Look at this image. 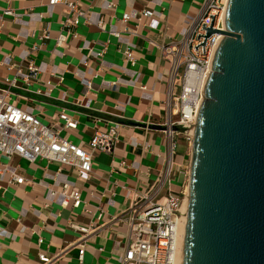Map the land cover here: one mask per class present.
<instances>
[{"label": "crops", "instance_id": "obj_1", "mask_svg": "<svg viewBox=\"0 0 264 264\" xmlns=\"http://www.w3.org/2000/svg\"><path fill=\"white\" fill-rule=\"evenodd\" d=\"M78 1L91 8L93 21L106 17L108 30L120 31L121 37L103 33L94 25H80L78 38L59 49L54 38L64 18L62 5L49 6V0H0V81L34 61L42 82L28 86L19 80L12 89L17 106L45 124L67 110L79 123L77 129L64 130L61 136L81 146L89 144L97 128L106 129L108 122L115 121L119 142L113 154H97L93 173L83 178L68 168L58 173V166L46 161L31 164L0 156V167L17 168L26 180L23 185H8L9 173L0 174V234L6 231L0 235V264H40V253L58 255L54 264H80L81 234L70 228L72 222L93 229L100 226L87 237L82 264H120L126 229L108 221L127 212L142 193L161 187L160 197L166 198L189 183L190 171L182 169L184 157L191 153L185 141L178 139L177 152L182 154L171 175L164 178L162 157L167 146L162 131L129 123H163L170 63L160 47L181 39L207 0ZM109 3L114 4L113 10ZM6 9H12L15 16L3 15ZM145 10L153 16L138 25ZM125 13L131 16L128 23L121 20ZM47 26L53 38L42 44L39 36ZM108 41L106 53L99 56ZM127 47L134 51L135 65L125 60ZM58 77L64 78L62 85L50 89L44 85L48 80L57 85ZM85 79L92 81L89 91L81 83ZM66 184L81 192L83 203L78 209L72 204L63 207L64 198L53 194ZM101 210L105 220L99 222Z\"/></svg>", "mask_w": 264, "mask_h": 264}, {"label": "built area", "instance_id": "obj_2", "mask_svg": "<svg viewBox=\"0 0 264 264\" xmlns=\"http://www.w3.org/2000/svg\"><path fill=\"white\" fill-rule=\"evenodd\" d=\"M178 1L185 2V0ZM229 1L207 0L194 22L190 23L184 35L181 36L182 38L160 47L163 58L170 63L166 97L162 107L165 117L160 124L164 128L162 133L167 146V151L162 157L166 168L164 178L171 175L175 166V156L179 148L178 139L183 138L192 149L197 115L205 99L206 82L212 73L217 49L223 40V35L213 34L206 40L205 53H203V46L199 45L204 42L205 37L198 39V35L206 36L205 29L211 27L213 19L211 16H215L212 28L219 31L225 30ZM56 5L64 7L61 30L54 38L55 45L59 49L67 47L70 40L78 38L76 28L80 25H94L103 33L108 31L113 37H121L120 31L108 30L106 17L93 21L91 8L84 6L78 0H49V6ZM114 7V4L109 3V9L113 10ZM3 15L15 16V13L12 9H6ZM152 16L151 12L143 11L137 19L138 25ZM121 20L123 23H128L131 16L125 13ZM204 24L205 29H203ZM52 38L53 34L47 26L39 36V41L43 44ZM108 45L109 41L104 44L102 51L98 53L99 56H104ZM197 46H199L198 50L195 49ZM123 54L127 62L136 64V57L131 47H127ZM41 78L39 67L30 60L25 69L20 67L15 76L5 77L0 81L2 85L0 87V156L8 160L20 158L31 164L46 161L57 165L58 173L68 168L78 177L90 176L93 173L94 159L97 154H113L119 142V124L110 121L106 129L97 128L87 146L76 145L67 140L61 136V133L64 130L77 129L79 123L67 110H62L54 122L45 124L36 115L17 106L13 101L12 89L17 87L19 80L22 79L29 86L31 83L42 82ZM63 82L64 78L58 77L57 85L52 80L45 81L44 85L50 89L62 85ZM81 83L88 91L92 88L91 80L85 79ZM36 92L40 94L42 90ZM4 173H9L8 185L26 183L17 168L12 169L9 165H1L0 174ZM53 194L64 198L63 207L72 204L78 209L83 203L80 190L67 184L63 185L60 191H53ZM160 195L161 187L151 193H142L127 212L114 216L108 221L110 225L126 229L125 250L120 264H177L179 262L176 234L179 221L184 217L181 211L188 200L189 193L186 189L179 193L169 192L166 198ZM104 214L105 212L101 210L99 222L105 220ZM70 226L81 234L78 246L79 262L82 264L87 237L95 233L100 226L93 229L78 226L73 222ZM5 234L6 231H2L0 235ZM43 242L42 238L38 241L39 245ZM38 258L40 264H54L58 260V255L49 257L45 253H40Z\"/></svg>", "mask_w": 264, "mask_h": 264}, {"label": "water", "instance_id": "obj_3", "mask_svg": "<svg viewBox=\"0 0 264 264\" xmlns=\"http://www.w3.org/2000/svg\"><path fill=\"white\" fill-rule=\"evenodd\" d=\"M214 17L198 35L203 53L223 40L191 149L184 264H264V0H230L224 31Z\"/></svg>", "mask_w": 264, "mask_h": 264}, {"label": "bare ground", "instance_id": "obj_4", "mask_svg": "<svg viewBox=\"0 0 264 264\" xmlns=\"http://www.w3.org/2000/svg\"><path fill=\"white\" fill-rule=\"evenodd\" d=\"M188 204L189 201L184 203L182 207V219L179 221L178 230L176 234L177 246L178 247V263L177 264H184V240H185V232H186V223H187V213H188Z\"/></svg>", "mask_w": 264, "mask_h": 264}, {"label": "rangeland", "instance_id": "obj_5", "mask_svg": "<svg viewBox=\"0 0 264 264\" xmlns=\"http://www.w3.org/2000/svg\"><path fill=\"white\" fill-rule=\"evenodd\" d=\"M182 140L185 141L183 138H182ZM186 142H187V141H185L184 143H185L186 145H188ZM188 152H189V149H188ZM183 153H184V152H183ZM180 154H182V152L178 151V152H177V155L175 156V162L177 161V159H178V157H179ZM188 154H189V153H188ZM184 156H185V155H184ZM190 161H191V153H190L189 156L184 157V160H183V168H182L184 171H187V172L190 171ZM184 186H185V187H183V188L180 190V192H181V191H185V190L187 189V191H188V193H189V183H188V184L186 183Z\"/></svg>", "mask_w": 264, "mask_h": 264}]
</instances>
